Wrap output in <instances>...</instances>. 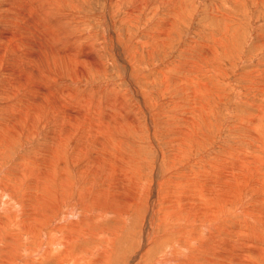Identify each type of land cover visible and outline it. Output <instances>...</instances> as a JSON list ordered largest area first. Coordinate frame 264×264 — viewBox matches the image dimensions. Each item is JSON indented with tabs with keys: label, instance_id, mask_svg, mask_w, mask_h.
<instances>
[{
	"label": "rangeland",
	"instance_id": "rangeland-1",
	"mask_svg": "<svg viewBox=\"0 0 264 264\" xmlns=\"http://www.w3.org/2000/svg\"><path fill=\"white\" fill-rule=\"evenodd\" d=\"M168 1L142 0L139 7L136 0H0V125L7 120L8 110L22 107L16 112L21 119L13 118L14 130L0 127V191L5 194L0 203L7 210L0 207V264H11L4 263L7 257L12 261L7 256L10 250L13 259L17 258L12 264L28 259L33 250L26 241L33 225L29 215L33 211L42 217L47 215L37 200L39 212L26 201L30 198L34 202L41 186L26 187L14 179L5 185V177L22 174L30 183L56 168L54 174H61V162L74 182L65 192L73 188L70 204L77 212H68L67 202L59 217L74 216L68 221L76 229L69 235V244L85 239L92 242L91 262L106 253L110 254V264H146L154 256L158 259L168 238L163 234L164 208L172 190L184 183L186 175L191 179L217 175L222 177V187H227L224 190L245 189V201L252 198L264 204V192L259 191L264 190V2L190 0L189 10L192 12L196 5V11L178 23V33L171 32L173 40L164 50L152 34L158 35L157 31L166 26ZM214 38L222 39L218 55L210 54L216 49ZM198 42L207 54L205 68L212 70L217 59L221 71L206 70V78L200 76V69L190 73L194 79L200 77L209 91H197L198 97L207 98L199 109L192 110L188 105L190 93L178 86L177 77L184 69L181 60L186 57L185 51L192 55L198 50ZM80 54L90 56L86 59ZM163 73L171 78H164ZM69 112L79 118L72 120L78 125L77 133L65 139L61 135L68 126L59 120ZM186 117L194 120L193 124H186ZM90 123L96 127L109 125V132L104 134L111 147L101 150L107 151V158L117 152L120 155L122 169H116L115 175L102 159L105 153L99 151L100 147L80 138ZM1 133L9 135L1 137ZM76 146H86L85 151L72 155ZM237 161L239 164H234ZM14 183L18 185L15 190L8 186ZM89 184L93 200L85 196ZM237 198V206L245 204L243 198ZM126 199L127 204L120 203ZM189 200L191 206L193 193ZM231 217L241 224L237 222L241 217ZM10 227L16 229L14 236L8 235L12 234ZM87 228L93 229L89 236L84 234ZM238 235L233 238L238 240ZM241 236L237 242L241 245L243 240L248 246L246 240L258 242L249 235ZM20 240L25 247L19 246ZM8 243L12 247L8 248ZM134 255L139 259L130 262Z\"/></svg>",
	"mask_w": 264,
	"mask_h": 264
},
{
	"label": "bare ground",
	"instance_id": "bare-ground-1",
	"mask_svg": "<svg viewBox=\"0 0 264 264\" xmlns=\"http://www.w3.org/2000/svg\"><path fill=\"white\" fill-rule=\"evenodd\" d=\"M141 1L142 0H136V4H137L136 6L140 7L139 3ZM261 1L264 2V0H261ZM168 3L170 5V6L167 7V9H168L167 17L168 18L165 19V22L163 21L166 24V26L167 25L168 26L167 27L166 26L165 27L162 26L157 31L158 35L155 34V33L152 34V36H153L152 38L158 43V47H161L164 50L169 45V42H171V40H173V36L174 35L173 34L171 35V32L174 31V33L175 32L178 33L179 28H180V27H177L178 23L181 22V24H182L188 18L186 15H188V14L190 15V14L194 13L196 11V9H197L196 5H195V6H193L192 12L189 10V8H190L189 5L191 3L190 0H169L167 2V4ZM145 5H147V4H145ZM191 7H192V4H191ZM221 40L214 38V46L213 47H215L216 49L212 53L209 52L211 55L212 54L213 55H218V52H219L218 48L221 45V42H222ZM157 43H155V44H157ZM217 43H219V44H217ZM198 44L199 45L196 44L198 50L193 52L192 55L189 54L191 57L188 56V54L185 51V55L184 56H186V57H183L184 59L181 60V63L183 64L184 69L182 67L183 72H182V74L179 77H177V79H178L177 82L179 84L178 86H180L183 90L187 89L189 92H186V93H190V95L188 97V105L191 106L192 110L199 109L202 106L203 99L205 100V98H207V97H205V98L198 97L197 91L200 89L201 93L205 94V89L208 88V87L205 86V85H202V81H201L202 79H199L200 77H196V79H194V77L190 76V73L192 71H197V70L200 69L201 73L198 71V74L200 73L201 77L206 78L205 75H204V73H207L206 70L207 71H211L212 73H218V71H221V66H220L219 62L216 61L217 59L214 60V63L212 62L213 60L211 61L213 63L212 66H211L212 70H209V69L205 68L206 66H208V64L206 65L207 54H206L205 50L203 51V48H204L203 46L204 45L201 42H198ZM221 47H223V46H221ZM196 52H198V53L196 54ZM80 55H78V56H80ZM81 56H84L87 59L90 55L88 56L87 54H82ZM193 58L194 59L197 58V59L194 60ZM72 60H73V58H72ZM92 61H93V58H92ZM217 64H219V65H217ZM209 66H210V64H209ZM203 68H204V70H203ZM164 71L166 72V70H164ZM162 75L166 79L171 78V76L169 77V75H167V74L163 73ZM193 80L195 81V83L193 82ZM165 81L167 82V80H165ZM206 85H207V83H206ZM192 90H193V93H192ZM206 91H207V89H206ZM207 92L209 93V91H207ZM216 94H217V91H216ZM35 100H37V99H35ZM179 102H182V101H179ZM34 104H32V105H34ZM30 106H28V107H30ZM35 106H37V105H35ZM21 109H22V107L20 109H18L17 111H19ZM31 109L32 108H30V110ZM28 110H29V108H28ZM43 110H46V108L43 109ZM8 111L10 113H9V116H8L7 120L4 121L0 125V127H4V129H7V131L9 129L14 130V126H11L14 123L13 118L19 119V120L21 119V116H17V114H16L17 111H13V109H10ZM38 112H40V110ZM46 112H49V110L45 111V113ZM42 114H44V113H42ZM74 114L75 113L69 112V113H66V115L62 114V116H60V120L59 121H61L62 123L63 122L67 123V124H64V126H66V125L68 126V127H65L66 129L64 128L63 133L61 135L65 139L67 137L69 138L70 136L73 137V138L76 137L77 126L78 125H76V123L74 124L73 122H75L79 118H78L77 115H74ZM191 114H192V112H191ZM38 116L40 117V114ZM187 117H190V116H187ZM187 117L184 119L186 124H188V123L193 124L194 120H192L191 118H187ZM45 119H46V117H45ZM72 120H73V122H72ZM54 121H55V119H54ZM40 122H42V121H40ZM56 123H57V125H60V124H58L57 120H56ZM101 123H103V122L101 121ZM45 125H47L46 122H45ZM89 125L84 127V131L82 132V135L80 136L82 141L88 140V141H90L92 143H95L96 145H98V147H100L99 151H103V150H105V148L111 147L110 145H108V141H110L109 137H106V134H104L106 132V130L109 132V130H108L109 125H106V126L103 125V126H98V127H96L95 124L92 125L91 123ZM57 127H59V126H57ZM60 131H62V129ZM78 132H79V130H78ZM184 133H187V132L184 131ZM6 135H9V134L1 133V137H5ZM186 137H188V133H187ZM96 138H99V139L96 140ZM1 139L2 138H0V144L2 143ZM3 139H5V138H3ZM67 143H65V144H67ZM85 148H86V146L85 147L76 146L72 150L73 151L72 155H76L78 153V151L84 152ZM93 149H94V147H93ZM101 149H103V150H101ZM91 150H92V148H91ZM106 150H109V149H106ZM97 151H98V148H97ZM117 151L120 152V150H117ZM103 152L105 153L107 151H103ZM74 153H76V154H74ZM104 155H105V157L102 158V159L106 162V164H109L108 166H110L111 171L114 172L113 175H115L116 172H117L116 169L117 170H119V168L122 169L120 155H118V152H117V154H115V156L113 158L110 157V154H108V157H110V158H107V154L106 153ZM75 157L77 158V156H75ZM259 158H261V157H259ZM75 159L73 157V159H72L73 163L75 162ZM241 159H242V157H241ZM54 160H56V159H54ZM242 160H245V159H242ZM227 161H229V160H227ZM78 163H80V162H78ZM225 163H228V162H225ZM235 163L239 164L238 161L234 162V164ZM229 164H230V162L228 163V165ZM238 164H236L237 167L239 166ZM243 164H244V161H243ZM59 165L61 166V174L60 173H55L54 174V170H57V168H56V169H53V171L51 172L50 175H48L46 177L45 176H41V178L39 180H33L30 183H29V179L27 177L24 178V176L22 174H18V175L15 174L14 177L6 176L5 180H7V181H3V184H5V185L7 183H9L8 181H13V179H14L15 181H13V182L20 183L21 185H25L26 187L28 186V187L31 188V187H35V185H38V187L41 186L42 191H40L39 196L36 198V195H35L36 199H34L32 197L35 200L34 202L30 198L28 200H26V199L25 200L28 201L29 205L32 204L31 207L34 204V209L38 211L39 209L36 208V206H35V203H36V200H37V205L39 206L41 204V209H43L45 211V213L47 214L46 217H42V216L38 215L37 212L33 211V213L29 215L31 223H33V225H31V227H29L28 224L24 225V226H26V228L27 227L30 228L29 231H28L29 236H28L26 241H28V240L30 241L29 244L30 243L32 244V246H33L32 249L33 250H31V253H29L28 259H26L22 263H18L17 262L16 264H110L109 262H110L111 258L109 259V257H110L109 253H106L105 256L102 255L99 260H97V261L93 260L94 262H91L94 251H91L93 249L92 245H90L92 242H90L87 239H85L80 244H75V242L69 244V235L72 232H74V234H75V230L76 229L71 228L70 227L71 223H69L68 221H73L70 218H73L74 216L70 217L71 216L70 214H69L70 216H67L66 218L63 217L62 215H61V217H59V216H60V214L63 213V209L62 208H63V206H65V204L67 202L69 203V205L66 204L67 206H69V208H68L69 210H67V211L68 212L74 211L75 214L77 212L75 207L70 204V202H71L70 201V197L74 193L73 188L71 189V187H70L71 190L68 193L65 192L66 186L73 185L74 182H73V180L71 178L68 177L69 175L68 176L66 175L67 171H68V168L66 167V165H64L62 162ZM219 165H221V164H219ZM116 166H117V168H116ZM231 166H232V164H231ZM237 167L235 166L234 170ZM228 168H230V167H228ZM124 170H126V169H124ZM221 173L223 174L224 172H221ZM247 174H249V173H247ZM77 175H79V174H77ZM83 175H85V174H83ZM223 175H225V174H223ZM233 175H235V174L233 173ZM185 177H186V179H185L184 183H181V186H179V187H177V188L172 190L171 197L168 198V200H167L168 204L164 208L165 211L163 212L164 215L162 216L163 217L162 221H163V224L165 225V228H164L165 233H163V234L166 235V237H168V238L166 239L165 237H163V238L166 239L163 242L165 244L164 248H163V244H161L162 248H163V250H162L163 253H161L162 255L160 254L161 256L159 255L158 259H155V256H154L153 258L148 260V262L146 264H175L176 261H179V264H264V204L263 203L260 204L259 201L257 202V200H253L252 198H249L252 201H249V202H247L248 200L245 201V189L244 190H239V191L232 189V191H230V192L227 191L228 189L224 190V188H227V187H224V186L222 187V183H223V181L221 180L222 177L220 178L217 175H216V177H212L211 176V178H206L205 177V179L204 178L191 179L190 175H186ZM201 177H202V175H201ZM229 177H230V175H229ZM229 177H227V178H229ZM243 177H244V175H243ZM88 178H90V177H88ZM233 178H234V176L232 177V179ZM24 179H25L26 182H24ZM223 179H225V177H223ZM257 179H259V178H257ZM244 181H246V180H244ZM252 182H254V181H252ZM260 182H257V183L259 184ZM16 183H14V185L10 184L8 186H12L14 188V190H15V188H17V186H18ZM224 183H225V181H224ZM255 184H256V182H255ZM232 185H234V183ZM89 186H90V188L87 187V188H89V190L87 189V193H85V196L88 195V197L93 200L95 198L91 197V195H92L91 191L92 190H90L91 189V185L90 184H89ZM239 186H240V184H239ZM239 186H238V188H239ZM229 187H234V186H229ZM252 187H254V185H252ZM234 188H236V187H234ZM240 188H241V186H240ZM21 191H22V189H21ZM259 191L264 192V190L262 191L260 189H259ZM32 193H34V191ZM61 193L63 194V197H62V199L59 200V198H61L60 197ZM191 193H193L194 200H193V203L190 206L189 202L191 200H189V198L191 196ZM257 194H258V192H257ZM263 195H264V193H263ZM263 195H262V197H263ZM236 196L239 197L240 199L243 198V201H244L245 204L241 203L240 206H237V204H236ZM1 197H5V194L3 192L0 193V198ZM8 197H9V194L6 193V198H8ZM19 198L21 199V196ZM239 198H237V199L239 200ZM127 199H126V201H122L120 203L127 204ZM256 199H258V198H256ZM12 200L14 201L13 198H12ZM86 200H88V198ZM128 201L130 202L129 199H128ZM184 201H186L187 205L189 204L190 209L187 210V206L184 203ZM243 201H241V202H243ZM129 202H128V205L131 204V203L129 204ZM246 204H247V206H245ZM87 206H89V204ZM0 207L3 210L7 211L6 210V205L1 206V203H0ZM121 209L123 210V208H121ZM19 210L20 209L17 208L18 212H19ZM42 213L44 214V212H42ZM113 213H114V211H113ZM118 214L121 215L122 212L118 213ZM231 216H233L234 218L241 217L242 218L241 221L237 220V222H241V224L240 223L236 224V222H235L236 220H233ZM52 221H54L53 222V223H55L54 225L52 224ZM91 221H92V225H94L93 224L94 223L93 220H91ZM67 222L69 224H67ZM72 227H74V226H72ZM90 228H87V230H86V232H84V234L88 235L90 232H92L93 229H90ZM92 228H94V227H92ZM10 229L12 230V234H8V235H13L14 236V231L16 229L13 228V227H10ZM78 229H80V228H77V230ZM85 229H86V227H85ZM161 231H163V230H161ZM236 233H238L240 235H238ZM241 234L247 235V236L249 235L250 238L251 237L255 238L258 241V242L255 241V242H257L256 243L257 245L253 243L254 244V246H253V244H251L252 242L251 241L249 242L248 240H246L247 241L246 243H250L251 246L250 245L249 246L248 245H244L243 242H245V240H243V242L241 240L242 245L240 243H237V242L240 241L239 238L242 237ZM102 235H103V233H102ZM160 235H162V234H160ZM235 235L236 236L238 235V240L239 241L236 240L235 238H233ZM108 241H107V244H108ZM235 241H236V243H235ZM156 243H158V242H156ZM160 243H161V241H160ZM142 245H143V243H142ZM19 246L20 247H22V246L25 247V245H23L22 240H20V245ZM7 247L8 248L12 247V244L8 243ZM27 248H29V247H27ZM106 248L110 249L108 247H106ZM99 250L100 249H98V251ZM195 251H197V252L196 253H192V252H195ZM8 255H9V257H10V259L12 261H9L8 257H7V258L4 259V263H11L12 264L13 262L17 261V258L13 259V251H11V250L8 251L7 256ZM16 256H18L17 252H16ZM137 258L139 259L138 255H134L132 257V259L130 260V262H134ZM197 259H198V261H197ZM2 264H3V262H2Z\"/></svg>",
	"mask_w": 264,
	"mask_h": 264
}]
</instances>
